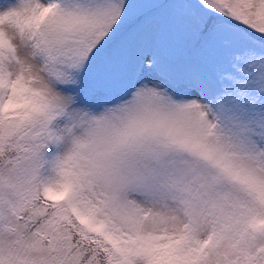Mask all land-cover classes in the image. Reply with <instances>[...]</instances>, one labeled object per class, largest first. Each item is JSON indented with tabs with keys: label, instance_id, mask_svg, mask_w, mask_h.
<instances>
[{
	"label": "snow or ice",
	"instance_id": "snow-or-ice-1",
	"mask_svg": "<svg viewBox=\"0 0 264 264\" xmlns=\"http://www.w3.org/2000/svg\"><path fill=\"white\" fill-rule=\"evenodd\" d=\"M0 264H264V0H0Z\"/></svg>",
	"mask_w": 264,
	"mask_h": 264
}]
</instances>
